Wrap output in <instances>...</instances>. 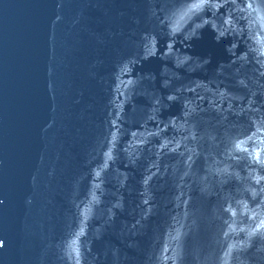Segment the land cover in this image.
<instances>
[{
  "label": "water",
  "instance_id": "water-1",
  "mask_svg": "<svg viewBox=\"0 0 264 264\" xmlns=\"http://www.w3.org/2000/svg\"><path fill=\"white\" fill-rule=\"evenodd\" d=\"M0 264H264V0H0Z\"/></svg>",
  "mask_w": 264,
  "mask_h": 264
}]
</instances>
